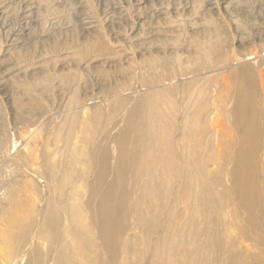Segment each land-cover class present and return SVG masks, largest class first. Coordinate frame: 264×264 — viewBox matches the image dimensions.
Masks as SVG:
<instances>
[{
  "label": "rangeland",
  "instance_id": "1",
  "mask_svg": "<svg viewBox=\"0 0 264 264\" xmlns=\"http://www.w3.org/2000/svg\"><path fill=\"white\" fill-rule=\"evenodd\" d=\"M0 161V264H264V0H0Z\"/></svg>",
  "mask_w": 264,
  "mask_h": 264
},
{
  "label": "built area",
  "instance_id": "2",
  "mask_svg": "<svg viewBox=\"0 0 264 264\" xmlns=\"http://www.w3.org/2000/svg\"><path fill=\"white\" fill-rule=\"evenodd\" d=\"M7 174H8V166H5L0 161V200H3L6 194L5 181L7 179Z\"/></svg>",
  "mask_w": 264,
  "mask_h": 264
},
{
  "label": "bare ground",
  "instance_id": "3",
  "mask_svg": "<svg viewBox=\"0 0 264 264\" xmlns=\"http://www.w3.org/2000/svg\"><path fill=\"white\" fill-rule=\"evenodd\" d=\"M65 252L64 253H62L61 254V262H60V264H73V263H70V259H69V257H70V255H69V253L67 252L68 250L67 249H65L64 250ZM68 253V254H67ZM64 259H66L68 262L66 263L65 261H64Z\"/></svg>",
  "mask_w": 264,
  "mask_h": 264
}]
</instances>
